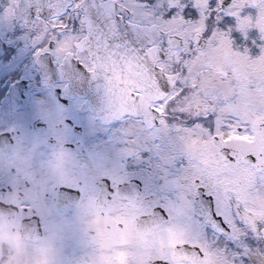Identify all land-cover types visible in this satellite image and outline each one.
<instances>
[{"label":"snow or ice","instance_id":"obj_1","mask_svg":"<svg viewBox=\"0 0 264 264\" xmlns=\"http://www.w3.org/2000/svg\"><path fill=\"white\" fill-rule=\"evenodd\" d=\"M0 19L30 21L127 154L157 157L163 199L98 195L126 217L123 264H264V0H7Z\"/></svg>","mask_w":264,"mask_h":264},{"label":"flooded vegetation","instance_id":"obj_2","mask_svg":"<svg viewBox=\"0 0 264 264\" xmlns=\"http://www.w3.org/2000/svg\"><path fill=\"white\" fill-rule=\"evenodd\" d=\"M30 25L0 19V264H123L126 217L98 195L118 185L158 202L170 191L159 161L127 154L97 82L37 54Z\"/></svg>","mask_w":264,"mask_h":264}]
</instances>
